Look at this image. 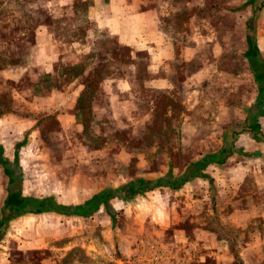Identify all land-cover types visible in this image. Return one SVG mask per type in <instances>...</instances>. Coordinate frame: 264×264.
I'll use <instances>...</instances> for the list:
<instances>
[{
    "label": "crops",
    "instance_id": "crops-1",
    "mask_svg": "<svg viewBox=\"0 0 264 264\" xmlns=\"http://www.w3.org/2000/svg\"><path fill=\"white\" fill-rule=\"evenodd\" d=\"M210 1L0 0L13 60L0 66V264L45 251L53 257L39 264H62L76 249L100 264H264V31L243 49V83L222 68L231 47L199 17L207 7L242 19L245 36L264 0ZM34 11L44 16L29 31ZM109 37L129 50L127 64L106 54ZM140 67L149 77L139 90ZM205 106L214 109L211 136L191 158L165 154L158 168L145 159L156 143L118 138L173 114L182 131L203 134ZM101 193L104 203L92 200Z\"/></svg>",
    "mask_w": 264,
    "mask_h": 264
},
{
    "label": "rangeland",
    "instance_id": "rangeland-1",
    "mask_svg": "<svg viewBox=\"0 0 264 264\" xmlns=\"http://www.w3.org/2000/svg\"><path fill=\"white\" fill-rule=\"evenodd\" d=\"M210 2H212L211 5L215 4L212 0ZM216 6L222 7L219 4H215V7ZM196 12L197 10L195 7L189 8V10L186 11L185 15L186 16L188 15L189 17L193 18L195 17ZM260 13L261 14L264 13V10L257 11V13L251 17V20H249L251 23L250 24L251 30L247 31L244 36L242 26H241L242 19L234 21V19L231 18L228 14H218L216 11L209 10L207 7H205L204 10L199 11V17H202L201 20H204L200 22V24H203L204 31L206 32L212 31L214 33V37L218 38L217 39L218 42H222L223 46L226 45L228 47H231V50H227V52L223 53V58L225 59V61L231 60L233 62L235 61V63L231 62L228 67L227 66L228 61H226L223 63L222 68L224 70H236L237 73L241 75V78H242L241 80L243 81V83L248 82L247 78H245V76L247 75L244 69L245 67L242 66V60L244 59L243 49L246 44L255 43L256 31L258 30L259 26H260L261 31H264V17L261 20H259ZM3 14L5 15L3 16ZM34 14H35V17L32 18V23H30L31 26L29 27V31H33L32 25L37 24L38 22H40V19L43 18V17L41 18L40 15L44 16V12L42 11H37V12L34 11ZM4 18L8 19V10H5V9L2 10V14L0 17L1 25H4V22L6 21ZM196 22H197L196 20H193V25H195ZM25 24L26 22L23 21L21 23L16 24L14 27H12L11 30L14 31V33H11V35L13 36L12 38L13 41L14 39L18 38L17 35L19 31H25V29H27L26 28L27 26H25ZM180 25H181L180 22H176L175 26L178 27L176 29L177 31L184 29V27H180ZM30 33L31 32H29V34ZM17 41L15 40L12 45H15ZM103 45L106 46L103 48L109 49L107 50L106 54L110 55L114 53V55L117 56V59L119 58L118 60H120L121 62H124L126 64L129 62V57H130L129 50L125 48H121V49L114 48L115 43H114L113 38L111 37L105 38ZM204 50H203L204 58L207 63L209 61L208 59H210L209 51L207 48ZM8 53H9L8 51V27H1L0 28V66H3L4 64L8 63V61L11 60V57L8 58ZM137 56L139 58L140 64L143 65L145 63V54L140 53V54H137ZM137 71L138 73H137L136 79H139L140 81H138V83L136 84V87H138L140 90L141 87L143 86V80L149 76L145 72L143 67H140ZM236 92H237L236 97L238 99L241 98L240 96L244 95V91L241 89V87H238ZM162 97L163 95L161 96L157 95V98L160 99L158 101V105L164 108L166 105V101ZM140 104H141V107L144 108L146 105V101H141ZM201 110L205 116V119H204L205 120V125H204L205 132H203V134H201L200 130L198 132L197 130L195 132H188L186 130L182 131L181 123L178 121L179 120L178 115L173 114V116H166V117L162 115L152 116L151 117L152 121L151 123L147 125V127H144L145 130L138 131L139 129H137L136 131L132 132V130L129 127L128 129L118 133V138L119 140L124 141L125 143L127 142L126 144L141 143V144H146L147 147H150V146L152 147V145L156 143V147L154 149L151 148L147 151L145 155L146 156L145 159L146 160L150 159L149 161L151 165L157 166L158 168L160 165H162V163L165 162V154L172 155L173 160L175 159L177 161L181 159H185V158H191L192 155H194L197 151H200V149L198 148H200L201 145L205 144V143H202L201 141L202 136L206 137V139H209V136H211L209 135L208 129L210 126L209 122L211 121V118L213 116L214 109L211 106L210 107L205 106ZM169 117H171V119ZM85 118L89 119L88 117H85ZM165 129H167L168 131L165 132ZM165 144H167V146H169L170 149L165 150V147H164ZM181 145H183V147H186L188 145L189 148L188 147L184 148L183 151L185 152L181 153ZM204 149L206 150L207 147H205ZM210 149L211 148H208V150ZM135 165H136L135 163H131L129 166L127 165L131 169V174L133 172L135 174V170H136ZM106 172H109V173L112 172L111 167L109 165L103 166L102 168H100V170L98 171V174L102 176L106 174ZM162 198L163 200H165L164 196ZM64 226H67V225H64ZM64 229L66 230V233H67L68 228L67 229L62 228V230ZM148 230L149 232H152L153 228H151L150 225H148ZM94 235L95 237L100 236V230L99 229L96 230ZM60 244H63V243H60ZM153 248H149V249L151 251L153 250L158 251L155 246ZM51 253H52L51 251H45L43 253L41 252H28V253L15 252V255L13 258H14V261L19 264H39L38 262L42 257L44 258L53 257ZM90 261L95 264L101 263L97 259H94V260L89 259L87 256L84 255V251L82 249H76V250L71 251L69 254H67L62 259L61 262L62 264H89Z\"/></svg>",
    "mask_w": 264,
    "mask_h": 264
},
{
    "label": "trees",
    "instance_id": "trees-1",
    "mask_svg": "<svg viewBox=\"0 0 264 264\" xmlns=\"http://www.w3.org/2000/svg\"><path fill=\"white\" fill-rule=\"evenodd\" d=\"M40 16H42V15H40ZM155 95H156V96H157V95H160V96H161L162 94H161L160 92H156ZM143 182H144V181H142V182L139 181V182H138L139 187L142 186ZM154 185H155V184H154ZM146 186H147L149 189L152 188V187H154L153 185H150L149 183H146ZM155 186H156V185H155ZM122 189H123V190H127V191H128V190H134V188H133V184H132V183L127 184V185L123 186ZM110 192L112 193L113 191H109L108 193H110ZM113 193H115V192H113ZM104 195H105V194H102V193H101V194H99V195H97V196H94L92 200L98 199V200H101V201L104 203V202H105ZM90 202H91V200H90ZM65 210H66V209H62V212H64ZM77 212L79 213V210H77ZM74 213H76V212L74 211ZM78 213H77V214H78ZM80 213L82 214V212H80ZM83 214H84V213H83Z\"/></svg>",
    "mask_w": 264,
    "mask_h": 264
}]
</instances>
